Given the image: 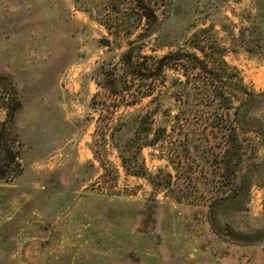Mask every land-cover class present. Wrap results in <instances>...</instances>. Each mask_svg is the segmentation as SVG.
Returning a JSON list of instances; mask_svg holds the SVG:
<instances>
[{
  "label": "rangeland",
  "instance_id": "1",
  "mask_svg": "<svg viewBox=\"0 0 264 264\" xmlns=\"http://www.w3.org/2000/svg\"><path fill=\"white\" fill-rule=\"evenodd\" d=\"M151 1L152 23L135 0H0V123L20 103L2 132L17 157L0 174V264H264V100L256 133L187 62L104 84L134 42L144 63L195 52L263 92L264 0ZM121 118L158 139L144 175L113 145Z\"/></svg>",
  "mask_w": 264,
  "mask_h": 264
},
{
  "label": "trees",
  "instance_id": "2",
  "mask_svg": "<svg viewBox=\"0 0 264 264\" xmlns=\"http://www.w3.org/2000/svg\"><path fill=\"white\" fill-rule=\"evenodd\" d=\"M135 2L137 9L140 12V16L138 17L139 20L144 19L148 23H152L157 20L156 10L151 0H135ZM136 47L137 46H134V42H132L129 44L127 50L122 54V63L125 65L126 69L124 76L118 74L104 75V77L107 78V82L104 80V84L106 85V89L108 91L118 94L128 90V88H124L126 85L122 86V78L125 76H130L133 80H153L157 75H160L163 72L165 66L167 67L170 64H175L173 67L176 68L179 65H183L184 62H187V65L183 66V70L186 73H188L191 68H195L206 74L201 88L208 92L212 98V102H216L217 99H220L221 102H225L226 106L224 105V107L226 110H233L234 121L240 128H249L256 133H259V129H256L255 126L252 125V120L248 115L253 108L262 103L264 100V91L259 93L246 87L242 83L238 72L234 68L235 73L231 72L228 77L225 78L223 75V73H225V67H229L225 61L222 60L224 68L215 67L214 65H218V63H214L212 59L211 61H213L214 65L211 67L207 64L208 60L200 58L195 52H182L176 50L169 51L158 58L146 56L144 59L151 61V63H146V61L144 63L142 60L135 58L134 52ZM195 48L205 54L204 46L201 47L198 44ZM185 83L186 81L176 78L173 80V86L171 88L180 94V88L185 86ZM223 88L229 90V92L225 93V89ZM233 96H236V100L238 102L236 105H233V98H235ZM13 102H16L14 104H18V106H20V103L16 98L10 97L9 100H6L5 104L7 105L5 108L7 118L0 123V174H4L5 169L10 167L12 163L16 161L17 157L7 144V140L2 137L3 128L6 125L7 120L12 117L13 112L15 111V108L11 107L13 106L11 103ZM128 115H131V113H128ZM125 120L121 118L114 128V132L111 136L113 145L118 150V156L126 172L134 175H144L146 171L144 169L145 167L141 150L145 146L154 145L158 139H149V137H145L146 129H142V121H132L129 119ZM137 124L139 125V129L135 128L133 135L129 136L128 133L130 132L132 126L134 127ZM141 159L142 162L138 163ZM16 164H18V162H16ZM137 165L138 168L136 170Z\"/></svg>",
  "mask_w": 264,
  "mask_h": 264
}]
</instances>
